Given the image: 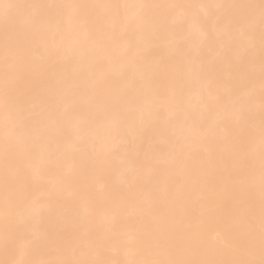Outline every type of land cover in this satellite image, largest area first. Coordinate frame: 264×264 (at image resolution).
Masks as SVG:
<instances>
[{
  "label": "snow or ice",
  "instance_id": "6c2138e0",
  "mask_svg": "<svg viewBox=\"0 0 264 264\" xmlns=\"http://www.w3.org/2000/svg\"><path fill=\"white\" fill-rule=\"evenodd\" d=\"M0 264H264V0H0Z\"/></svg>",
  "mask_w": 264,
  "mask_h": 264
}]
</instances>
